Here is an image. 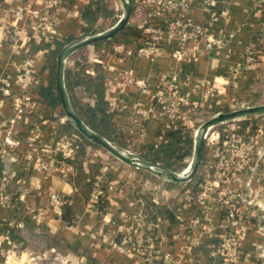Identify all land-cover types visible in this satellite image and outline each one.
<instances>
[{
    "label": "crops",
    "instance_id": "0c3cea01",
    "mask_svg": "<svg viewBox=\"0 0 264 264\" xmlns=\"http://www.w3.org/2000/svg\"><path fill=\"white\" fill-rule=\"evenodd\" d=\"M110 2L113 17L117 16L115 23L122 3ZM136 2L130 23L148 29L150 10L155 6L146 3L140 7ZM88 3L0 1V264H156L146 254L111 244L131 233L141 211L147 212L150 224L143 236L156 237L161 260L169 258L166 264H216L219 257L213 252L228 231L222 224L224 212L217 196L233 190L244 193L248 206V217L235 229L242 232L244 254L234 264H264V217L259 216L256 205L247 204L249 199L264 202V115L211 127L204 139L196 182L168 180L116 158L91 141L83 146L84 154L77 161L81 171L78 182L72 163L69 177L54 167H40L41 161L60 158L56 142L67 133L60 129L72 123L61 103L52 104L42 92L53 84L56 88L55 66L53 73L48 56L55 44L52 42L50 49L44 44L36 13L50 16L54 21L51 37L65 45L84 37L87 23L83 14ZM192 5L190 20L209 23L221 45L209 49L205 39L196 37L182 44L174 34L164 42L163 52L153 58L116 44L111 51L89 45L66 60L65 72L84 64L91 77L100 66L110 122L123 145L112 142L122 148L141 155L160 145L170 130L185 128L195 133L220 111L264 104V0H218L209 9L201 0H193ZM13 27L23 32L19 54L8 40ZM248 50H252V59ZM24 58H31L36 70L29 90L16 83V69ZM170 76L177 77L179 94L190 102L174 120L162 114L157 102L159 84ZM4 79L12 84L9 95L3 90ZM72 95L81 104H96V94L83 86H76ZM135 108H153L148 116H138L146 128L142 134ZM247 150L248 159L244 160L242 153ZM90 177L100 178L106 187L103 212L96 208L92 190L86 185ZM205 182L212 186L211 198L199 201ZM4 192L9 196L7 203L1 200ZM53 192L64 198L61 216L49 207ZM65 210L70 221L63 217Z\"/></svg>",
    "mask_w": 264,
    "mask_h": 264
},
{
    "label": "built area",
    "instance_id": "2783aa9c",
    "mask_svg": "<svg viewBox=\"0 0 264 264\" xmlns=\"http://www.w3.org/2000/svg\"><path fill=\"white\" fill-rule=\"evenodd\" d=\"M54 3H56V1H54ZM146 3L155 6L150 10V16L152 17L150 28L145 29V31L150 34L152 41L134 51L138 55L145 58H153L161 54L163 52L164 42L174 34L178 36L182 44H186L193 37L205 39L206 47L209 49L222 44V40L216 37L209 23L203 24L190 20L189 16L192 12L193 0H137L136 2L140 7ZM217 3L218 0H201V4L207 9L216 6ZM221 13L224 15L227 14L226 11H222ZM36 15L39 17L37 29L41 38L49 39L54 33V21L47 13L37 12ZM153 19H158V22L153 21ZM167 21H169L168 27L166 30H163L158 23ZM22 36V30L17 27H13L8 31V40L16 54L21 52L18 43ZM247 56L250 59L253 58L252 50H248ZM35 71L33 60L31 58H24L16 69L17 85L24 90H29L35 80ZM3 82L4 93L9 95L11 93L12 84L8 79H4ZM210 89L213 92L215 88L213 87ZM157 102L162 106V114L170 120H174L182 113V106L190 103L186 97L179 94L176 76L166 77L161 80ZM152 110L153 108H149L148 110L135 108V121L137 125L140 126L141 134L145 132L146 128L143 123L138 120V116H148V113ZM207 134L205 135V139L208 138ZM77 140L78 136L76 134H63L56 142L55 147V151L59 154L60 158L53 157L49 161H41L39 164L40 167H54L59 170L62 176L69 177L72 174L70 161L75 157ZM6 141L8 140L6 139ZM248 151L249 150L242 153L244 160L248 159ZM108 188H111V186L109 185ZM105 190L106 187L103 185L102 180L100 178L94 179L92 200L95 204L101 197H104ZM211 193V184L205 182L201 186L198 200L210 199ZM1 200L2 203H7L9 201V196L4 192L1 196ZM244 200L245 195L240 190L220 192L217 196V203L224 212L222 224L228 228V231L213 252L214 256L219 257V261L216 264H234L240 260L244 254L243 242L241 239L242 232L240 233L239 230L235 231V229L239 227L240 222L248 217L246 213L248 206L244 204ZM64 203V198L59 193L53 192L50 195L49 207L56 215H62ZM247 204L256 205L261 211L259 216L264 217V202H257L249 199ZM149 225L147 212H139L136 224L131 233L125 235L119 241H113L111 243L112 246L118 249L130 248L135 252L146 254L150 262L166 264L169 258L165 256L164 260H161L156 248V237L153 234H150L147 238L143 236L145 229H148Z\"/></svg>",
    "mask_w": 264,
    "mask_h": 264
},
{
    "label": "trees",
    "instance_id": "16d2710c",
    "mask_svg": "<svg viewBox=\"0 0 264 264\" xmlns=\"http://www.w3.org/2000/svg\"><path fill=\"white\" fill-rule=\"evenodd\" d=\"M132 3L134 4L135 0H132ZM113 13L114 10L110 0H89V3L83 14V17L87 23V26L84 28V36L102 31L108 27L110 23H114L115 19L113 20ZM103 21L106 25H104ZM153 21L158 22V19H153ZM169 21L158 24L163 30H166ZM151 41L150 34L145 31V27H139L133 23H130L113 38L98 41L93 45L96 47L105 46L111 51L114 45L123 44L126 47L136 51L140 47L149 44ZM44 42V44L48 46L49 49L52 42L55 44V48L50 49L48 52L49 60L52 63V72L54 73L55 59L58 52L63 47L64 42L56 40L52 37L49 39H44ZM84 66V64H76V69H67L65 72L66 87L72 103L88 126L108 138L110 141H116L123 145L122 138L118 137L110 122V112H108L107 101L105 100L104 82L101 68L100 66H96L97 74L95 77H91L85 72ZM79 85L83 86L87 91H92L96 94L97 98L96 104L94 106H90L89 104H81L79 101H76L73 98L72 94L74 88ZM42 92L45 93V96L52 104H57L60 102V98L54 84L48 89H43ZM61 128L62 129L60 130L63 132L67 131V133L76 134L78 136L75 157L70 161V163L76 167V176L78 182V180H80L81 171L77 161L83 156V146L86 143H89V140L81 135V133H79V131L70 123ZM193 136V129L177 128L170 130L168 133H166L165 140L160 145L157 147L147 148L141 152V155L150 160L159 162L174 171L181 172L187 167L188 159L192 156ZM197 178L198 177H195L193 182H196L198 180ZM93 181V177H90L86 181V185L89 190H92L93 188ZM106 206L107 200L104 197H101L96 203V208L101 212L105 210ZM63 217L65 220L70 221V219L67 217L66 210L63 213Z\"/></svg>",
    "mask_w": 264,
    "mask_h": 264
},
{
    "label": "water",
    "instance_id": "95a60500",
    "mask_svg": "<svg viewBox=\"0 0 264 264\" xmlns=\"http://www.w3.org/2000/svg\"><path fill=\"white\" fill-rule=\"evenodd\" d=\"M122 3V13L119 19L110 27L105 30L96 32L94 34L86 35L74 41L65 44L58 55L56 56L55 64V85L60 98L61 107L64 114L68 117L73 126L89 141L99 145L116 158L135 165L136 167L146 169L156 175L162 176L168 180L174 182H189L198 172L204 156V139L209 129L215 125L222 124L224 122L245 118L250 116L264 115V104L252 105L243 108H236L227 111H220L213 117L204 121L196 129L193 140V153L191 160L187 167L177 172L169 167L150 160L140 154H137L131 150L120 147L114 142L107 139L105 136L88 126L76 108L74 107L65 83V63L68 57L75 51L93 45L94 43L102 40H108L113 38L117 33L124 29L129 23L132 16L134 5L132 0H120ZM189 168V171L184 174L185 170Z\"/></svg>",
    "mask_w": 264,
    "mask_h": 264
},
{
    "label": "rangeland",
    "instance_id": "374dc122",
    "mask_svg": "<svg viewBox=\"0 0 264 264\" xmlns=\"http://www.w3.org/2000/svg\"><path fill=\"white\" fill-rule=\"evenodd\" d=\"M117 15H118V12H117ZM116 18H117V16H114V17H113V20L116 19ZM103 22H104V21H103ZM104 25H106L105 22H104ZM191 157H192V156H191ZM191 157L188 159V163L190 162ZM191 182H193V179L190 181V183H191ZM188 184H189V183H188Z\"/></svg>",
    "mask_w": 264,
    "mask_h": 264
},
{
    "label": "bare ground",
    "instance_id": "6f19581e",
    "mask_svg": "<svg viewBox=\"0 0 264 264\" xmlns=\"http://www.w3.org/2000/svg\"><path fill=\"white\" fill-rule=\"evenodd\" d=\"M188 171H189V168H187V169L184 171V172H185L184 174H186Z\"/></svg>",
    "mask_w": 264,
    "mask_h": 264
}]
</instances>
